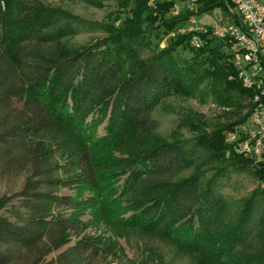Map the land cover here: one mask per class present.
Masks as SVG:
<instances>
[{
	"label": "trees",
	"instance_id": "16d2710c",
	"mask_svg": "<svg viewBox=\"0 0 264 264\" xmlns=\"http://www.w3.org/2000/svg\"><path fill=\"white\" fill-rule=\"evenodd\" d=\"M16 1L22 8L17 40L12 47H4L0 31V63L12 53L25 72L21 84L5 86L0 82V176H22L23 180L18 190L0 198V264H98L99 241L85 233L87 226L103 221L126 223L128 219L118 213L127 208L141 211L130 218L138 221L135 225H141L148 215L144 223L149 230L199 251L201 235L224 206V198L211 185L201 191L196 175L175 180L188 168L189 158L177 143L153 142L152 132L158 123L152 111L180 84V69L167 57H173L184 42L203 55L207 73L220 76L227 101L217 113L219 128L211 132L208 145L219 155H240L237 146L225 142L223 133L249 118L256 91L243 85L233 63V51L225 50L233 45L212 36L210 29L208 34L199 33L204 41L200 48L190 45L193 33L188 32L159 49L158 42L153 45L130 31L123 37L126 46L133 48L140 38L151 53L140 58L127 74H121L119 47V54H115L104 41L46 60L43 47L72 32L64 24L65 12L34 0ZM176 1L154 0L167 31L186 24L192 14L172 16L170 10ZM198 2L200 13L227 8L225 0ZM142 12L151 15L153 9L149 6ZM139 19L137 15L134 20ZM261 99L264 101V96ZM80 110L99 112L96 119L106 118L110 132L134 143L135 152L122 168L103 173L91 149L85 148L75 150L64 162L54 163L48 152L35 144L34 138L49 128L51 120L83 129L86 116L79 117ZM255 174L263 184L259 210L264 224V161L255 167ZM64 188L74 194H64ZM132 193L135 200L119 203ZM86 215L88 219H84ZM247 221L248 215H244L231 233L204 246L200 251L204 261L226 264L219 262L220 257L242 244ZM241 259L229 264H264V234L258 253Z\"/></svg>",
	"mask_w": 264,
	"mask_h": 264
},
{
	"label": "rangeland",
	"instance_id": "374dc122",
	"mask_svg": "<svg viewBox=\"0 0 264 264\" xmlns=\"http://www.w3.org/2000/svg\"><path fill=\"white\" fill-rule=\"evenodd\" d=\"M34 1L63 10L67 16L64 24L72 30L71 34L62 40L43 47L46 60L104 41L114 50L113 53L119 54L116 52L117 47L121 50L122 75L127 74L129 69L137 67L140 58L151 53L150 49L143 47L140 38L133 48L126 46L123 37L128 34L127 32L134 31L141 38L149 39L153 45L158 42L159 49L175 43L179 35L192 32L190 45L200 48L194 44V39L200 35L199 33L208 34L211 29L212 36L216 37L213 30L216 23H235L240 18L237 9L227 0H225L227 8L217 7L203 13L199 12L198 0L193 2L177 0L170 10L172 16L184 12L192 14L186 24L167 31L162 27V18L155 9L154 0ZM149 6L153 9L151 15L142 12ZM21 10L16 0H0V31L4 35V47H12L11 43L17 40L16 33L20 24L18 13ZM137 15L138 19L141 16V20H134ZM208 24L212 27L207 26ZM154 35L158 37L155 38ZM130 41L132 44V39ZM235 49L233 45L225 50L234 52ZM167 58L179 67L181 80L175 92L163 98L152 111V118L158 123L152 132V140L154 143L165 141L181 145L189 158L188 168L177 175L175 180L191 175L198 176L201 191L211 185L215 193L223 196L224 206L215 214L214 221L204 229L200 250L196 252L179 242L163 237L159 231H151L145 227L144 220L148 219V215L141 221V225H135L138 221H130V218L141 211L133 208L118 213L125 221L128 219L126 223L103 221L96 226L90 224L85 233L97 237L99 241L96 247L99 254L98 264H216L204 261L200 251L207 244H212L231 233L232 229L241 223L244 215H248L249 221L244 225L245 237L242 244L233 246L228 255L220 257L219 262L229 264L231 260L235 261V258L241 257L243 260L258 253L264 234V224L259 210L262 203L260 190L263 184L256 177L255 167L264 161V149L261 155L255 158L241 148L247 136L244 125L250 124L247 118L244 123L223 133L225 142L237 146L240 155L231 158L228 154L215 153L210 144L208 145L210 143L208 139L211 138V132L219 128L216 116L227 102L220 76L207 73L204 69L203 55L188 48L184 42L177 46L173 57ZM24 69L12 57V53H9L5 63H0V82L5 86L21 84ZM56 93L59 95L58 90ZM257 103L255 102L254 106ZM85 112L77 111L79 117L86 116L83 120V129L76 124L68 128L60 122L51 120L49 128L34 138L35 144L39 149L47 151L54 163L64 162L75 150L85 148L91 149L95 163L103 173L119 170L134 154L136 146L133 142H128L126 136L110 132L106 118L96 119L99 118V112ZM231 133H237L236 139H232ZM145 141L143 138L141 143L144 144ZM22 180V176H0V198L18 190ZM62 192L74 194L72 189L67 188L62 189ZM132 200H135L133 193L124 196L119 203L125 205ZM88 218V215L84 217Z\"/></svg>",
	"mask_w": 264,
	"mask_h": 264
},
{
	"label": "built area",
	"instance_id": "2783aa9c",
	"mask_svg": "<svg viewBox=\"0 0 264 264\" xmlns=\"http://www.w3.org/2000/svg\"><path fill=\"white\" fill-rule=\"evenodd\" d=\"M227 1L237 9L240 18L235 23H216L213 30L216 37L235 45L233 55L245 76V87L257 92L254 100L258 103L248 118L254 119V128L245 129L249 144H242L241 148L258 158L264 149V102L261 101L264 95V0ZM236 134H230L232 139H236Z\"/></svg>",
	"mask_w": 264,
	"mask_h": 264
},
{
	"label": "bare ground",
	"instance_id": "6f19581e",
	"mask_svg": "<svg viewBox=\"0 0 264 264\" xmlns=\"http://www.w3.org/2000/svg\"><path fill=\"white\" fill-rule=\"evenodd\" d=\"M194 44L195 47H201L204 44V41L200 38V37H195L194 39ZM233 63L236 66L237 70H238V74L240 79L243 82V85L245 86V76L243 74V72H240V63L237 61L236 57L233 55ZM250 124L249 126H246V129H253L254 128V119H249ZM245 140H243L242 144H249V136H246V138H244Z\"/></svg>",
	"mask_w": 264,
	"mask_h": 264
}]
</instances>
